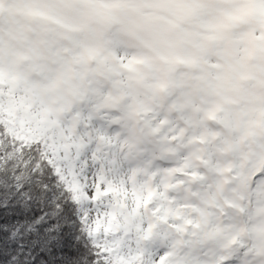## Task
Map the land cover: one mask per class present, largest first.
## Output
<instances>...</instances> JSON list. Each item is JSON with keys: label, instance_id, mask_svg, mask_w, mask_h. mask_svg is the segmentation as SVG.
<instances>
[{"label": "snow or ice", "instance_id": "snow-or-ice-1", "mask_svg": "<svg viewBox=\"0 0 264 264\" xmlns=\"http://www.w3.org/2000/svg\"><path fill=\"white\" fill-rule=\"evenodd\" d=\"M0 264H264V0H0Z\"/></svg>", "mask_w": 264, "mask_h": 264}]
</instances>
